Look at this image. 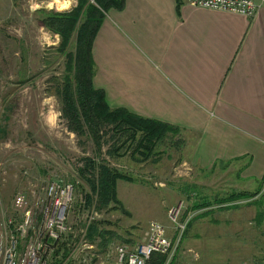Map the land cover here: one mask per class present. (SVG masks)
<instances>
[{
  "label": "rangeland",
  "instance_id": "1",
  "mask_svg": "<svg viewBox=\"0 0 264 264\" xmlns=\"http://www.w3.org/2000/svg\"><path fill=\"white\" fill-rule=\"evenodd\" d=\"M78 5L77 0H0V212L12 215L11 199L19 190L33 206L38 188L58 176L74 186L71 230L56 247L68 252L62 264H116L111 248L120 244L134 249L144 243L150 222L162 225L171 240L168 253L161 254L167 262L174 257L175 264H264V181L257 174L244 180L240 166L220 162L214 169L199 168L193 154L198 138L187 134L180 135L183 145L178 149L173 138L167 139L158 154L142 161L129 154L110 158L105 146L96 156L89 139L66 129L54 93L67 73L74 41L62 52V38L43 27L41 19L43 12H71ZM96 157L132 178V183H116L129 215L109 209L113 205L98 209L96 196L78 177L81 159ZM257 191L253 199L217 203L232 193ZM204 202L208 207L194 208ZM173 208L175 217L169 214ZM87 217L113 233L108 246H99V240L80 242Z\"/></svg>",
  "mask_w": 264,
  "mask_h": 264
},
{
  "label": "crops",
  "instance_id": "2",
  "mask_svg": "<svg viewBox=\"0 0 264 264\" xmlns=\"http://www.w3.org/2000/svg\"><path fill=\"white\" fill-rule=\"evenodd\" d=\"M190 1L125 0L109 12L92 47L93 86L110 108L198 138L199 168L238 165L244 180L264 181V9L246 18Z\"/></svg>",
  "mask_w": 264,
  "mask_h": 264
},
{
  "label": "trees",
  "instance_id": "3",
  "mask_svg": "<svg viewBox=\"0 0 264 264\" xmlns=\"http://www.w3.org/2000/svg\"><path fill=\"white\" fill-rule=\"evenodd\" d=\"M79 5L71 12L42 13L41 24L55 35L62 38L60 49L65 51L68 44L74 41V54L67 56L66 75L61 82H57L55 96L60 102V117L65 122L66 129L77 137H86L94 148L97 156L106 147V154L110 158H120L126 155L140 156L146 160L158 154L157 148L167 139L173 138V145L178 149L183 145L180 129L156 120L142 118L127 109L110 108L105 93L93 86L95 65L92 58V47L96 35L111 9L122 10L125 0H94L89 4L87 0H77ZM177 9L180 0H175ZM79 15L84 17L79 22ZM74 37V39H73ZM76 173L88 185L92 195L98 200V209H120L126 215L117 197V181L133 182L129 176L105 166L96 158L81 159V166ZM254 193H232L217 203L234 201L237 199H253L259 195ZM90 196L86 195L87 202ZM208 203L194 205V208L207 206ZM100 222L93 220L87 227L86 238L90 243L99 240V246H108L111 231L103 230ZM68 252L65 248L56 249L52 256V264H62ZM60 257V260H56ZM65 258V259H64ZM146 264H175L174 257L167 262V256L158 253L150 255Z\"/></svg>",
  "mask_w": 264,
  "mask_h": 264
},
{
  "label": "built area",
  "instance_id": "4",
  "mask_svg": "<svg viewBox=\"0 0 264 264\" xmlns=\"http://www.w3.org/2000/svg\"><path fill=\"white\" fill-rule=\"evenodd\" d=\"M190 4L246 18H252L264 9V0H191ZM38 192L40 194L31 206L24 191H17L9 207L12 215L0 212V264H52L50 253L70 232L68 213L74 200L73 184L53 176L45 180ZM169 214L175 217L178 211L173 208ZM89 224L87 217L80 231L83 244L87 241ZM170 244L164 227L150 222L144 243L134 249L120 244L111 249L116 264H146L153 253L167 254Z\"/></svg>",
  "mask_w": 264,
  "mask_h": 264
}]
</instances>
